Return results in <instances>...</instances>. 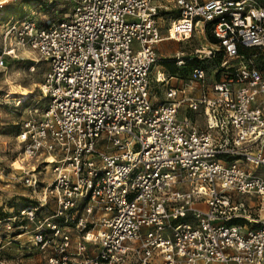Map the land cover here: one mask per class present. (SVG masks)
Wrapping results in <instances>:
<instances>
[{
	"label": "built area",
	"instance_id": "1",
	"mask_svg": "<svg viewBox=\"0 0 264 264\" xmlns=\"http://www.w3.org/2000/svg\"><path fill=\"white\" fill-rule=\"evenodd\" d=\"M1 41L0 68L44 63L45 105L15 136L34 197L0 214V264H264V2L73 0Z\"/></svg>",
	"mask_w": 264,
	"mask_h": 264
},
{
	"label": "rangeland",
	"instance_id": "2",
	"mask_svg": "<svg viewBox=\"0 0 264 264\" xmlns=\"http://www.w3.org/2000/svg\"><path fill=\"white\" fill-rule=\"evenodd\" d=\"M260 1L264 2V0ZM0 2V40L9 23L15 19L26 15H34L35 13L36 21L42 22L44 16L56 17L69 12L73 4V0H0ZM175 14L176 8L173 7L167 10L165 17L169 18ZM165 20L166 25L167 19ZM204 42L205 39L199 34H195L187 42L161 41L158 44V52L161 56L168 59L175 50L183 49L188 52L195 47H199ZM12 43H14V40L9 39L8 45ZM23 50L27 51L26 49ZM34 56L35 54L29 50V52L27 51V56L8 60L7 65L0 68V214L3 213V209L10 207L17 209L29 203L34 197L32 191L24 186L20 180L22 171L19 169L21 165L17 159L21 148L15 138L20 122L28 117L39 116L45 105V101L41 99L37 86L41 81L45 65L41 62L35 72L28 70L30 59L26 57ZM165 65L171 70H176L172 62L165 61ZM182 70L187 72L186 68ZM3 71L9 72L8 78L13 84H20L25 89L15 88L17 93L6 96L10 90V84L5 81ZM20 91L21 94L19 93ZM20 95L25 96V99L20 104H17V98ZM35 108L37 111L34 110ZM256 172L264 177V166L260 165L257 167ZM41 177L44 180H49V170L42 172ZM260 213V217H264V207Z\"/></svg>",
	"mask_w": 264,
	"mask_h": 264
},
{
	"label": "bare ground",
	"instance_id": "3",
	"mask_svg": "<svg viewBox=\"0 0 264 264\" xmlns=\"http://www.w3.org/2000/svg\"><path fill=\"white\" fill-rule=\"evenodd\" d=\"M22 49V48H21ZM23 49H26V48H23ZM28 52H29V50L28 49H26ZM3 76H4V79H5V81H8L7 83H9L10 85V90L8 91V93L6 94V96H11V95H13V94H15V93H17L16 92V90H15V88L16 89H18V88H22V89H25V87L23 88L20 84H17V85H15V84H13V82L12 81H10L9 80V72L8 71H3ZM20 94H21V91L19 92ZM13 99V98H12ZM25 99V96L23 97V96H21L20 95V97L19 98H17V104H20L23 100ZM16 161V160H15ZM20 169V168H19Z\"/></svg>",
	"mask_w": 264,
	"mask_h": 264
},
{
	"label": "crops",
	"instance_id": "4",
	"mask_svg": "<svg viewBox=\"0 0 264 264\" xmlns=\"http://www.w3.org/2000/svg\"><path fill=\"white\" fill-rule=\"evenodd\" d=\"M0 47H2L1 46V40H0ZM1 49V48H0ZM20 55H22V56H27V51H24L23 49H18V51H17ZM261 214V213H260Z\"/></svg>",
	"mask_w": 264,
	"mask_h": 264
}]
</instances>
